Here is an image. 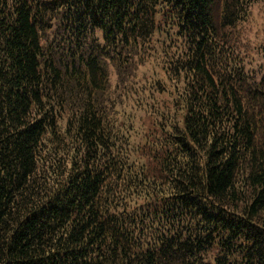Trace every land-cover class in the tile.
Wrapping results in <instances>:
<instances>
[{"label":"trees","instance_id":"obj_1","mask_svg":"<svg viewBox=\"0 0 264 264\" xmlns=\"http://www.w3.org/2000/svg\"><path fill=\"white\" fill-rule=\"evenodd\" d=\"M0 264H264V0H0Z\"/></svg>","mask_w":264,"mask_h":264},{"label":"rangeland","instance_id":"obj_2","mask_svg":"<svg viewBox=\"0 0 264 264\" xmlns=\"http://www.w3.org/2000/svg\"><path fill=\"white\" fill-rule=\"evenodd\" d=\"M254 61H255V59H253L251 57L247 58L246 64H245L246 69H248V65H252ZM158 69H162V67H158ZM249 71H250L249 73H251V74L253 73L252 75L254 76L255 70L249 67Z\"/></svg>","mask_w":264,"mask_h":264}]
</instances>
